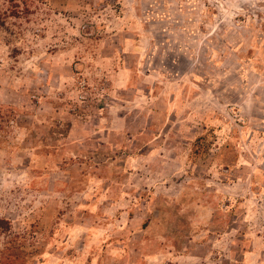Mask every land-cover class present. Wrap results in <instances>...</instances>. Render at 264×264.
<instances>
[{
  "label": "rangeland",
  "instance_id": "rangeland-1",
  "mask_svg": "<svg viewBox=\"0 0 264 264\" xmlns=\"http://www.w3.org/2000/svg\"><path fill=\"white\" fill-rule=\"evenodd\" d=\"M0 264H264V0H0Z\"/></svg>",
  "mask_w": 264,
  "mask_h": 264
}]
</instances>
